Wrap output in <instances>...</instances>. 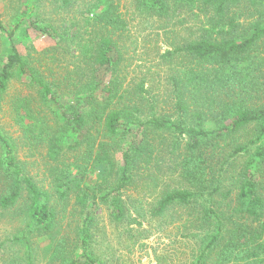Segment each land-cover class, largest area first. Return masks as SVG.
I'll list each match as a JSON object with an SVG mask.
<instances>
[{"label": "trees", "instance_id": "1", "mask_svg": "<svg viewBox=\"0 0 264 264\" xmlns=\"http://www.w3.org/2000/svg\"><path fill=\"white\" fill-rule=\"evenodd\" d=\"M48 1L57 11L75 7L72 0ZM43 2L24 0L13 30L0 13L8 45L0 107L16 79L35 87L54 116H42L32 95L12 102L27 144L48 151L51 189L29 176L17 141L0 128V208L5 215L23 206L28 226L18 240L27 264L34 263L32 238L49 242L50 264H109L97 257V208L106 206L116 224H137L132 212L143 214L125 194L144 186L155 195L150 217L182 210L179 220L201 231L203 237L190 235L201 243L192 264H264V0H133L138 15L160 19L159 30H186L161 55L170 112L147 101L142 84L125 86L119 39L127 19L112 0L84 8L63 33L40 19ZM26 24L74 45L72 69L49 77L40 69L52 74L51 63L29 61L16 36ZM109 71L113 79L103 87ZM120 137L131 139L119 163Z\"/></svg>", "mask_w": 264, "mask_h": 264}, {"label": "rangeland", "instance_id": "2", "mask_svg": "<svg viewBox=\"0 0 264 264\" xmlns=\"http://www.w3.org/2000/svg\"><path fill=\"white\" fill-rule=\"evenodd\" d=\"M97 0H72L75 7L69 12L64 9L55 10L50 1L44 0L40 6V19L44 22L53 21L59 33L67 31L72 20L79 17L87 6L96 3ZM119 8L121 14L127 19V29L123 40L119 39L122 60L120 61L121 74L125 78V86L131 88L143 85L148 92L147 101H158V108L170 112L168 95L170 89L167 87L169 71L166 63L162 61L163 55L170 44L185 35L186 30L180 31L178 27L171 25L169 30H159L162 27L160 19L149 20L138 15L133 8V0H112ZM24 0H0V13L2 22L7 30H13L15 21L23 10ZM53 3V2H52ZM58 5V4H57ZM59 7V5H58ZM187 18V17H185ZM68 22V20H70ZM189 20L188 28L192 26ZM74 22V21H73ZM76 22V21H75ZM30 28L27 24L16 34L18 48L28 54L29 61L37 63H51L53 73L44 69L40 64L41 72L47 76L59 77L64 75L67 68L73 67L74 54L77 49L69 42L61 43L60 39L42 35L29 29V39H23L24 32ZM176 31L172 33L171 31ZM71 34H74L72 31ZM175 36L177 39H175ZM60 45V48L57 47ZM58 49V51H57ZM8 51L7 41L0 34V62L5 60ZM66 51H68L66 53ZM25 54V55H26ZM77 55V54H76ZM105 71V70H104ZM112 71L105 74L103 87H106L113 79ZM132 90V89H131ZM36 98L38 105L42 106L39 111L43 116L51 115V108L42 105L39 101L38 91L35 87L24 81L13 80L9 90L1 98L0 128L4 135L12 137L18 143V158L27 164V172L41 187L51 189V178L49 170L51 161L48 151L43 146L28 145L22 129L16 123L12 102L18 97ZM146 104V102L144 101ZM147 105V104H146ZM123 106V104H122ZM121 106V107H122ZM54 108V107H53ZM124 139V140H122ZM130 137L115 140L117 145L116 159L120 163L121 149L125 148ZM2 154L0 152V158ZM99 172L92 175L95 181ZM169 181V179H166ZM151 187L144 186V190H130L125 194V199H132L134 206L142 213L137 224H116L106 210V206L97 208V231L96 252L101 261L109 264H192L199 255L201 243L198 237H203L201 231L194 232L186 225V218L179 220L184 211L180 210L175 217L172 213L166 218H152L149 208L155 195H149ZM129 197V198H128ZM72 205L74 201L70 202ZM22 204L12 209L8 214L0 208V264H27V249L22 241H19L28 222L23 218ZM174 220V221H173ZM173 221V222H172ZM138 223H141L138 225ZM32 247L33 264H50L46 247V239H30Z\"/></svg>", "mask_w": 264, "mask_h": 264}]
</instances>
